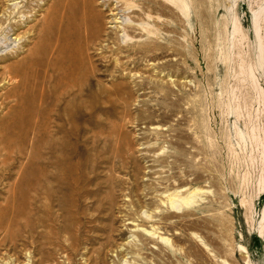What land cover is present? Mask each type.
Here are the masks:
<instances>
[{
	"label": "rangeland",
	"instance_id": "obj_1",
	"mask_svg": "<svg viewBox=\"0 0 264 264\" xmlns=\"http://www.w3.org/2000/svg\"><path fill=\"white\" fill-rule=\"evenodd\" d=\"M263 210L264 0H0V264H264Z\"/></svg>",
	"mask_w": 264,
	"mask_h": 264
},
{
	"label": "bare ground",
	"instance_id": "obj_2",
	"mask_svg": "<svg viewBox=\"0 0 264 264\" xmlns=\"http://www.w3.org/2000/svg\"><path fill=\"white\" fill-rule=\"evenodd\" d=\"M168 1H171V0H168ZM88 88H89V84H87V85H83L82 84L80 86H74V84H72V83H65V90H60V91L59 90H54L53 91L54 93L51 95L50 100H49L48 103H45V100H47L48 98L47 97H44V94L42 93L43 96H42V99H41V102H40V107L42 109L44 108V110H41L42 111L41 112V117L44 120V125L45 124H49L48 122H50L51 120H53L55 122L57 121V122H59V124L56 125L57 130L59 132H61L62 131L61 128L64 125L68 124V122L70 121V119H72L74 117V115H73V113H74L73 107L76 104H80V105H83L84 104V102L80 98V95H81V93H82L83 90H86ZM45 104H48V105H46L48 108H46ZM49 106L51 108H49ZM45 108L46 109H49L52 114H49V111L46 110ZM70 122H72V121H70ZM49 133H51V132H49ZM48 135H46V136H48ZM57 138H59V137H56V140H57ZM54 140H53V142H54ZM49 141H50V139H49ZM51 146L52 147L49 148V151H47V153H46L47 154V156H45V157H47L46 158V161L48 159H50V158H55L58 154L61 153V151L63 149L62 148L63 146H61V144L58 141L57 142H54V144H52ZM32 161H33V159H32ZM47 163H48V161L44 165L48 168L49 167V163L48 164ZM55 165L56 164L54 163L53 164V168H55L54 167ZM57 168H58V166H57ZM57 168L55 169L54 172H50V175H51L50 177H52V179H54V180H56L57 174H59ZM192 195L188 194L185 197H181L180 195L170 196L168 198L169 207L171 209H173V210H177L178 211L180 207H182V206H185L186 207V206L190 205L191 202H192V200L194 199V198L192 199V197H191ZM263 214H264V210H263ZM147 233L150 236L155 237V234L153 232L152 233L151 232H147ZM159 239L161 241H164L165 240V239H163L161 237Z\"/></svg>",
	"mask_w": 264,
	"mask_h": 264
}]
</instances>
